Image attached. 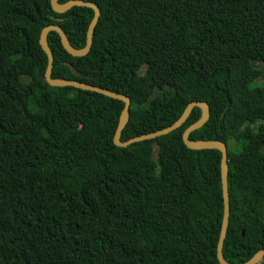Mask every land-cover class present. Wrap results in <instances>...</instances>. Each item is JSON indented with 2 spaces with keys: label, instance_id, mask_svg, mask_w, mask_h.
<instances>
[{
  "label": "trees",
  "instance_id": "1",
  "mask_svg": "<svg viewBox=\"0 0 264 264\" xmlns=\"http://www.w3.org/2000/svg\"><path fill=\"white\" fill-rule=\"evenodd\" d=\"M84 1L101 12L91 50L74 56L50 31L52 76L130 97L123 141L207 102L210 118L190 138L227 146L223 253L246 262L264 248V84L254 65L264 64V0ZM93 15L0 0V264H221L222 152L190 149L182 136L202 109L168 134L118 146L123 101L46 81L42 29L58 24L83 48Z\"/></svg>",
  "mask_w": 264,
  "mask_h": 264
},
{
  "label": "water",
  "instance_id": "2",
  "mask_svg": "<svg viewBox=\"0 0 264 264\" xmlns=\"http://www.w3.org/2000/svg\"><path fill=\"white\" fill-rule=\"evenodd\" d=\"M51 5L53 9L57 12H65L72 8L73 6H86L89 8H92L94 10L93 18L88 26L87 30V37H86V44L83 48H75L69 41L66 33L62 29V27L58 24H50L45 26L40 34V45L43 48V50L47 54L48 58V64L45 71V79L46 81L53 86H73L76 88H80L83 90H89L93 92H97L103 95H106L111 98L119 99L124 102V107L121 111L120 117H119V123L114 135V143L118 146H128L131 143L148 140V139H154L156 137L168 134L169 132L179 128L189 117L194 107H200L202 109V115L201 117L191 125H189L183 132V141L189 147L190 149H218L222 152V158H221V179H222V193H223V219H222V227L220 231V237L217 245V257L221 264H256L259 263L263 257H264V248L259 249L249 260L243 263H232L226 260L224 253H223V246L224 241L227 235L228 226H229V217H230V195H229V181H228V175H229V166H228V150L227 146L224 142L219 140H212V139H191L190 135L194 131L198 130L200 127H202L206 121L210 118V106L205 101H193L189 103L181 116L173 122L171 125L152 131L149 133H145L142 135H138L135 137H132L128 140L123 141L122 140V132L126 124L128 123L130 119V104L131 99L130 97L118 93L115 91H112L110 89L89 84L83 81L74 80V79H66V78H56L52 76L53 71V62H54V55L50 48V45L48 43V34L50 31H56L61 38L62 45L64 48L72 55L74 56H83L86 55L92 47L93 44V35L95 31V27L99 21L100 18V8L97 4L90 1H84V0H68L67 2L60 3L59 0H50ZM71 69H73L72 65L70 63H66Z\"/></svg>",
  "mask_w": 264,
  "mask_h": 264
},
{
  "label": "rangeland",
  "instance_id": "3",
  "mask_svg": "<svg viewBox=\"0 0 264 264\" xmlns=\"http://www.w3.org/2000/svg\"><path fill=\"white\" fill-rule=\"evenodd\" d=\"M254 65L256 67L261 68L263 70L262 75L256 81L257 84L263 85L264 84V64L261 63V62H256V63H254ZM156 152H157V147H155L154 152H153V159L157 163L158 157H157V153Z\"/></svg>",
  "mask_w": 264,
  "mask_h": 264
}]
</instances>
